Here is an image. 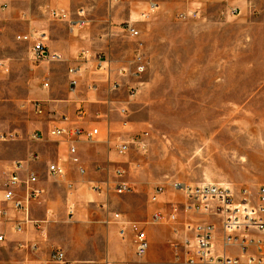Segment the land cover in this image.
Listing matches in <instances>:
<instances>
[{
    "label": "rangeland",
    "instance_id": "rangeland-1",
    "mask_svg": "<svg viewBox=\"0 0 264 264\" xmlns=\"http://www.w3.org/2000/svg\"><path fill=\"white\" fill-rule=\"evenodd\" d=\"M150 2L158 6L151 10ZM113 14L118 20L103 54L118 68L134 69L137 41L124 29L129 22L148 57L143 75H127L134 95L127 87L121 94L131 97L129 120L140 128L134 133H150L146 151L133 148L118 161L137 203L147 206L155 187L172 181L264 185V0H100L89 17ZM49 17L55 19L46 0H9L0 10V58L10 66L0 73V137L19 135L0 143L47 130L45 105L40 114L30 101L49 97V88L32 64L30 44L17 35L26 23L44 30Z\"/></svg>",
    "mask_w": 264,
    "mask_h": 264
},
{
    "label": "crops",
    "instance_id": "crops-1",
    "mask_svg": "<svg viewBox=\"0 0 264 264\" xmlns=\"http://www.w3.org/2000/svg\"><path fill=\"white\" fill-rule=\"evenodd\" d=\"M153 3L158 6L156 2H150L148 8L151 10L157 7L152 9ZM99 4L100 0H46L47 9H64L74 17L79 7L85 6V27L72 30L67 21L49 17L44 30L28 27L26 23L19 33L39 32L49 49L62 53L65 60L37 67L40 78L49 80V97L39 100L48 112L46 132L33 131L40 133L39 139L31 136L33 140L0 143V163L5 172L0 180V209L6 211L0 214V264H64L52 261L51 255L56 249L65 252L68 264H180L176 259L172 225L150 221L152 213L161 204L151 202L150 196L147 206H140L134 191L123 195L115 190L119 180H126L125 175L118 177L116 174L117 169H125L118 163L123 159L116 143L140 131L132 121L125 124V118L116 108L131 101L129 94L128 98L121 96L127 87V76L111 62L110 74L89 69L81 76L76 88L70 87L69 67L74 64L80 49L105 53L108 36L113 31L111 25L118 20L116 14L89 17ZM149 14L144 11L142 16L146 18ZM59 77L63 79L61 90ZM114 81L120 83L117 90L111 89ZM92 83L94 88L89 86ZM79 107L88 112L83 119L77 118ZM64 115L68 120L63 119ZM57 126L99 127L100 135L93 142L77 141L80 157L77 164L71 159L68 138L51 134L50 130ZM17 160L24 163L23 177L30 173L37 176V182L31 187L42 190L38 196L26 201L29 219L11 202L4 201V184L10 175L9 169ZM52 162L65 167L64 176L55 177L49 173L48 166ZM79 167H83L84 172H80ZM93 186L99 189H93ZM18 193L25 199L26 187L22 186ZM171 194L168 200H173ZM114 213H121L123 218L143 225L151 244L145 257L137 256L132 232L121 237ZM18 223L23 227L20 232L16 230Z\"/></svg>",
    "mask_w": 264,
    "mask_h": 264
},
{
    "label": "built area",
    "instance_id": "built-area-1",
    "mask_svg": "<svg viewBox=\"0 0 264 264\" xmlns=\"http://www.w3.org/2000/svg\"><path fill=\"white\" fill-rule=\"evenodd\" d=\"M9 0H0V9H6ZM157 5L152 4L153 9ZM50 15L55 19L67 21L72 30L83 28L86 25L87 9L79 7L76 17L64 9L52 8ZM192 13H198L194 10ZM184 16V14H182ZM124 29L128 35L137 41L134 51V69L120 67V73L133 77L143 75L148 66V57L143 41H140V30L132 23H125ZM17 39L30 44V59L33 66L38 67L44 63L61 62L65 60L62 53L52 51L45 44L42 35L37 32L21 33ZM92 64V67H89ZM91 70L111 72V61L102 53L90 48H81L73 65L69 67L70 87L74 89L79 84L81 76ZM10 70L9 63L0 58V73ZM44 88H49V80L42 83ZM90 87H95L92 83ZM120 83L114 81L112 90H117ZM135 89L130 88L131 97ZM40 114H44L43 104L40 101H30ZM117 111L125 118L124 123H129V106L119 105ZM84 107H79L77 118L83 119L87 115ZM64 120H68L66 115ZM51 134L58 137H67L69 140V153L73 162L79 164L77 141L93 142L100 135L99 127L85 129L80 126H57L50 130ZM17 133L9 136L1 135V139L17 138ZM32 138L39 139L40 133L34 132ZM150 133H133L129 138L116 143L119 154L127 155L133 148L146 151L149 148ZM110 140V139H109ZM52 176L62 177L66 169L59 162H52L48 166ZM84 172L83 167H79ZM10 175L4 184V201L11 202L17 211H23L29 219V207L26 201L38 196L42 190L34 189L32 184L37 182L34 173L23 177L24 163L17 160L9 169ZM126 170L117 169L118 177H124ZM27 189L26 198L19 196V189ZM170 187V189H169ZM93 189H99L93 186ZM118 193L132 192L133 188L127 180H119L115 187ZM171 191L181 192L182 199L168 200ZM151 202L161 205L152 213L151 223L172 225L174 231V246L177 250L176 259L183 264H264V185L256 190L250 187L236 189L224 183L204 182L193 186L180 181H172L168 185H157L151 194ZM6 211L0 209V214ZM114 218L119 224V233L125 238L128 232L134 234L136 254L145 257L150 250V240L147 231L140 222L129 221L121 213H114ZM17 231H22L21 223L16 225ZM2 236H0V240ZM220 244L221 248L218 249ZM52 261L68 264L65 252L56 249L51 255Z\"/></svg>",
    "mask_w": 264,
    "mask_h": 264
}]
</instances>
